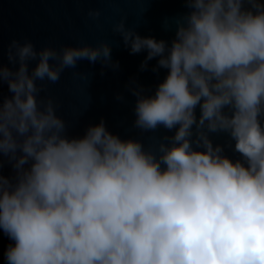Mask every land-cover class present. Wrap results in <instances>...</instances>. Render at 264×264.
<instances>
[{"label": "clouds", "instance_id": "obj_1", "mask_svg": "<svg viewBox=\"0 0 264 264\" xmlns=\"http://www.w3.org/2000/svg\"><path fill=\"white\" fill-rule=\"evenodd\" d=\"M184 6L170 42L140 35L125 18L112 25L130 54L146 52L142 70L154 58L153 71L167 69L149 94L128 85L136 128L175 129L155 149L109 131L102 118L69 137L53 97L41 95L82 60L117 69L109 41L5 45L6 264H264V3ZM220 132L239 158L213 145L208 134Z\"/></svg>", "mask_w": 264, "mask_h": 264}, {"label": "water", "instance_id": "obj_2", "mask_svg": "<svg viewBox=\"0 0 264 264\" xmlns=\"http://www.w3.org/2000/svg\"><path fill=\"white\" fill-rule=\"evenodd\" d=\"M264 3V0H261ZM99 9L98 19L87 16L88 9ZM184 0H0V63L7 62L5 45L13 38H28L36 47L45 43L59 47L61 44L81 42L111 43V56L119 67H103L99 62H78L75 69H65L56 84H49L47 93L56 103L57 114L66 122L67 135H83L89 124L102 118L109 131L121 138L138 139L145 148L155 149L161 141L167 143L175 129L158 127L144 131L134 126L135 96L128 90L131 80L144 89L145 94L154 91L167 69L153 71L156 59L148 61L141 69L146 52L130 54L112 25L125 18L126 27L134 28L142 36H153L170 42L174 36L171 21L186 12ZM168 20L170 27H165ZM7 86L0 83V97L8 95ZM122 97L117 99V96ZM199 116V108L196 109ZM213 145H220L223 154L231 159L239 158L234 141L227 133H209ZM0 174L10 176L11 166L0 157ZM10 239L0 230V264H6L4 249Z\"/></svg>", "mask_w": 264, "mask_h": 264}]
</instances>
